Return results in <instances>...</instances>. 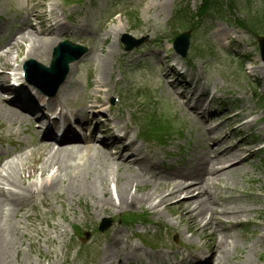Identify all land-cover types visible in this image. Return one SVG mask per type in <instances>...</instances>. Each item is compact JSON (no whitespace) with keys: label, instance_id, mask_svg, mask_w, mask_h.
Returning a JSON list of instances; mask_svg holds the SVG:
<instances>
[{"label":"rangeland","instance_id":"1","mask_svg":"<svg viewBox=\"0 0 264 264\" xmlns=\"http://www.w3.org/2000/svg\"><path fill=\"white\" fill-rule=\"evenodd\" d=\"M51 1L49 0L45 4L51 3ZM119 1L121 3L116 1L112 3L109 0H93V3H91L92 0H83V3L88 2V4L70 7L71 15L75 18L73 21H77V25L80 23L84 25L83 32L78 35L79 40H81L78 43L88 49L87 56L72 71L71 81L65 92L70 96V101L74 106H80L86 96L98 95L97 91L100 90L98 88L105 76L94 83V81L98 80L97 69L101 68L96 59H106L108 63L107 70L115 74L118 66L117 59L121 54H125L122 48L123 45L120 43L123 34L129 35L133 39L144 37L146 38V43H156L155 45L160 48L170 50L169 43L173 39V31H175L171 27L172 23L175 22L173 20L174 10L179 7V10L187 12L188 16H194L201 3V0ZM227 1L222 0L224 4L222 7L225 16L224 20L207 18L199 27L198 33L194 37L191 51V56L195 54V59H192L189 64L192 65V68L186 67V62L182 60L177 61L186 68L189 77L201 79L199 86L205 84L214 88L216 83L222 84L221 80L225 78L226 85L236 91L237 94L245 92L247 97H253V92H255V95H259L257 98L261 100L260 103L258 102L259 110L263 111L264 79L259 78L261 64L258 59L256 40L254 36L247 34L235 22L237 21L239 24L241 21L247 20L249 16L250 18L256 16L261 10L264 0H236V8L233 7L231 9L227 8ZM122 2L127 3L123 5ZM26 7V0H0V50L8 44L18 30L23 29L21 25L25 17ZM114 14L115 16L113 17ZM110 17L114 18V20L110 21ZM133 17H136V20H131ZM183 30V28H180L176 33L178 34V32ZM184 31H190V29ZM128 43L130 44V42ZM18 48L17 46L15 51ZM24 50L25 48H23V52ZM15 51H11L12 56L16 53ZM109 51H111V57L107 55ZM23 52L19 54L21 56L18 59V65L25 57ZM206 53L208 55H205ZM240 53L249 55L247 56L248 62L245 63L236 59V55ZM133 57L136 56L133 55ZM170 58L177 59L174 54H170ZM49 59L51 60V58ZM50 60H47V62L42 61L41 64L47 67ZM106 61L104 63L105 68ZM241 62L243 67L246 66L244 71H242L240 66ZM120 71L126 77L125 83L117 86L115 92H110V95H122L126 107L135 112L134 122L137 124L138 131H142L146 126L145 115H149L158 121L166 122L169 125H174L171 127L173 134L167 141L168 147L163 152L170 155H175L178 152L184 153L185 158L192 160L190 167L198 163L201 155L205 161L206 152L204 149L206 146L199 144L202 135V132L198 129L199 126L183 113L180 105L166 91L156 65L148 64V61L146 62L143 59L130 66L127 63L122 64ZM254 74L255 76H252ZM254 78L256 81H260L257 86H255L253 81ZM247 86L249 88L255 86L256 91L247 90ZM177 124L181 126L178 127ZM7 133L5 132V134ZM178 133H180L179 136H176ZM23 137H25L24 142L27 144L35 141L34 138H29L25 132L21 139ZM1 144L5 145L4 148L6 146L9 147L6 140H3ZM157 150L160 151L158 148ZM40 154L43 155L44 153ZM156 154L158 155V152ZM181 154H177L175 158H168L167 160L173 163L177 161L178 155ZM160 158H164L162 153ZM35 159L37 160V157L33 153L26 166H29L31 162L34 164ZM261 159L264 160L263 154H259L253 161L259 163ZM97 160L94 159L91 164L93 162L96 164ZM39 165L40 163L37 164L38 167ZM46 165L48 166V163ZM262 166L264 167V164ZM20 167H22V164ZM89 168L90 164L86 162V171ZM245 170L249 171L251 169L245 168ZM99 172H101L100 166ZM82 181L81 179L80 182ZM261 181L264 183V177L261 178ZM234 182L237 186L240 185L238 179H235ZM63 183L53 193L45 194L44 196L37 195L34 199L35 203L42 200L46 205L48 203H53L54 205H50L47 209L37 205L36 211L27 210L24 219H22L23 212L19 210L18 219L21 223L20 226L14 230H6V233L11 238V244L6 247V260L2 264H88L91 257L85 251L84 246L89 244L91 235H93V238L97 237L94 234L96 227L93 229L94 226L90 225L91 222H95L96 218L94 216L95 204H102V202L109 200H102L100 196L86 195L85 193L77 196L64 193V196H61L59 193L63 191ZM257 185L259 184H255V189L258 188ZM152 190L153 187L151 185L144 187V191L152 192ZM131 192H134V187L131 188ZM6 207L13 208L14 205L8 203ZM52 207L53 209L50 211L49 209ZM44 210L47 212L42 213ZM88 214L92 216L91 220L88 219ZM11 216L12 213L8 217V221L14 218H11ZM34 216L39 219L37 222H35ZM248 217L252 218L253 214H249ZM44 218L47 219L50 226L45 223ZM172 219L177 221L176 217H172ZM31 224H34V229L29 228ZM243 228L234 229L236 236L245 232ZM248 230L253 231L254 229L250 227ZM61 231H65V234L59 239L58 236ZM86 234L89 236H85ZM247 235H251V233ZM237 239L238 251H242L244 242L238 237ZM30 242L32 243L31 249L28 248ZM96 252L98 253L97 250ZM56 253H60L62 256L61 261L56 259ZM250 258L252 264H264L262 261L257 262L259 257Z\"/></svg>","mask_w":264,"mask_h":264},{"label":"bare ground","instance_id":"2","mask_svg":"<svg viewBox=\"0 0 264 264\" xmlns=\"http://www.w3.org/2000/svg\"><path fill=\"white\" fill-rule=\"evenodd\" d=\"M33 2L34 0H28L31 10L35 8V6L32 5ZM52 11L53 10L50 11V14ZM61 17L62 15H52L51 19L53 25H50L46 30H38L33 27L31 21L36 20L40 25H43V23L47 22L46 17L36 12L32 15H28V13L25 14L21 25L23 29L18 30L8 44L0 50V67H10L16 62L17 57L13 58L11 51H15L17 46L19 48L15 52L18 56H20V52H23V48H25L23 52L25 54V60L30 59L36 63H41L42 61L47 62L51 50L62 36L66 34L61 33L68 32L67 28L62 27L60 24ZM23 44L25 45L23 46ZM107 55L111 57V51H109ZM156 59L160 61V58L156 57ZM105 61L106 59H96V62L101 65V68L97 69L98 80L94 81V83L107 75L108 63L106 61L105 68ZM72 66L73 64L69 66L70 71ZM259 74H261L260 70ZM6 76L8 75H6L5 72H0V77L6 78ZM100 87H102V84H100L99 88ZM170 87L173 88V86ZM97 93L99 94V91H97ZM59 94L60 93H58V96L61 99L58 97H54V99L61 104V102L66 100L64 98L67 97V95H65V93ZM183 94L184 91L181 92V95ZM4 103L5 101L2 99L0 90V120L7 122L9 125H13L16 118L28 120V116L21 115L15 109L9 107V103H5L6 106L2 107ZM102 105L98 97L92 98L87 96L84 101V110L82 112L85 120L88 122L90 119L98 118V115L100 116L102 112L101 110L97 112L95 110L98 107H102ZM87 110H89L88 113ZM69 117H74L76 119L77 114L70 112ZM243 119L244 115H238L226 121L232 124ZM32 122L33 121L28 123V126H32ZM255 123V121H247L244 125H247L248 129H250L253 128ZM87 124L83 123L81 126L85 127ZM244 125H240L236 131H232L235 138H244L238 141L236 145H227L229 139L227 136H223L221 139H211V136L208 134L207 138L212 140L210 141L212 142V146L207 149L208 158L205 162L201 161L197 163L194 170L187 169L185 171H176L161 176L160 174L153 173L147 166V161L141 158L139 159L138 156L133 157L127 154L126 157L132 160V167H127L128 164L121 166V163H117L120 161H115V159H112L113 157L105 151L111 150L117 142L122 143V140L126 137L119 138L117 141L114 140L106 144L102 141V149L95 152L86 146L90 144V140L85 139L80 142L79 137H77L78 141L76 143L64 145L63 148L54 144L51 137L46 133L41 132L38 143H35L32 148L37 149L39 154L44 153V157H46L44 167L40 165L37 172L45 176L47 188H52L53 192L64 182L62 184V194L67 193L77 196L81 193H85L86 195L100 196L102 200L114 201L121 209L144 203H150L151 207L156 211L160 207H164L170 209L172 215L177 214L181 221L188 223L185 230L191 231L194 235H197L199 239L208 237L210 239L219 229H222L225 231V235H216L215 244L211 248L209 254L210 263L213 264L214 261L221 258L228 259L231 257L232 253L237 250L236 239L230 234V229L238 227L243 223L252 226L261 233L256 235L251 246L243 249L245 254H248L247 257L253 256V253H256L258 250L261 251L264 248V207L254 209L246 204H241L238 197L230 192L231 187L224 182L225 179H243L247 172H245L242 167L251 165L250 160L255 156V153L249 148V144L246 143L245 133L243 132ZM97 127H99V125H97ZM34 132L35 129L32 130V133ZM73 140L75 141V139ZM80 144L84 146L81 147ZM131 145V143L124 145V149L130 150ZM82 148H85L87 153L96 157L93 158V156L89 155L81 165L75 163L74 167L71 166L69 162L71 160L78 161V159L73 156L80 155ZM8 157L9 156L5 154V158ZM94 159L99 160L96 164H94V162L91 164ZM117 159H120L119 153ZM86 162L90 164L88 171L85 169ZM47 163L54 169L53 173L46 174L45 169ZM99 166L101 172H99ZM119 168L124 170L123 174H120ZM83 170L85 172L84 174H82ZM261 171L262 170L258 166L253 165L251 177L244 178L245 181L252 183L255 180L254 175ZM14 173L15 165L10 163L4 170V175L1 178L5 183L14 185ZM35 173V169H28L25 172V178L31 179L34 177ZM81 179L83 180L82 182H80ZM219 182L223 183L220 189L224 192H228V196L224 199H214L211 196V191L216 192L218 190ZM111 184L114 195L111 194L109 189ZM145 184H151L153 186L152 192L144 191ZM133 187L134 192L132 193L131 188ZM178 194L184 195L185 197L182 200H177L176 196ZM239 195L244 198H250L251 194L242 191ZM153 199L156 200L155 203ZM17 201H19V198L15 197V200L10 203L15 206ZM170 201H174L172 205L168 204ZM2 205L3 204H0V210ZM216 207H220V210L218 211ZM175 208L178 209L177 212H175ZM253 212H256V216L252 219H247V216ZM208 214L209 217L207 216ZM242 218H246V220L243 222ZM6 223L7 218L5 223L0 219V242L2 243L0 245V264L4 263L6 260V247L11 244V238L5 230L6 228L14 230L18 228L19 225L18 222L11 220L9 225L3 229V225ZM106 240L114 245L117 243L119 245L121 244V239L120 241L113 238H107ZM127 248L132 252L137 251L132 245H124V248L121 249L123 252H117L116 254H114L112 246L103 249L100 264H111L114 260L116 264H126V262L131 264L132 260L129 258L130 256H123ZM241 264H251V262L248 263L247 260H245Z\"/></svg>","mask_w":264,"mask_h":264},{"label":"water","instance_id":"3","mask_svg":"<svg viewBox=\"0 0 264 264\" xmlns=\"http://www.w3.org/2000/svg\"><path fill=\"white\" fill-rule=\"evenodd\" d=\"M181 38L183 39L184 36H181ZM177 40H178V38H177ZM184 42L185 43L187 42V38H185ZM258 43H259V50H260L261 60H262L263 66H264V38L259 39L258 40ZM176 44H175V46H176ZM186 46L187 45H185V47H184V51L186 49ZM184 51L183 52H180V53L182 55H184L185 54ZM71 61H72L71 59H68V60L64 61V70H65V67H66L67 63H69Z\"/></svg>","mask_w":264,"mask_h":264},{"label":"trees","instance_id":"4","mask_svg":"<svg viewBox=\"0 0 264 264\" xmlns=\"http://www.w3.org/2000/svg\"><path fill=\"white\" fill-rule=\"evenodd\" d=\"M209 6H210L209 9H212V0H210V2H208V0L206 1V7H209Z\"/></svg>","mask_w":264,"mask_h":264}]
</instances>
